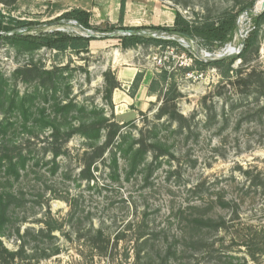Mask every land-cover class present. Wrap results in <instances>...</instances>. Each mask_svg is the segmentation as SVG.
Returning a JSON list of instances; mask_svg holds the SVG:
<instances>
[{
    "label": "rangeland",
    "instance_id": "rangeland-1",
    "mask_svg": "<svg viewBox=\"0 0 264 264\" xmlns=\"http://www.w3.org/2000/svg\"><path fill=\"white\" fill-rule=\"evenodd\" d=\"M121 1L0 0L5 22L15 18L37 24L31 35L61 31L73 36L93 33L96 37L88 53L48 47L27 51L11 43L0 49V74L8 80L7 90L15 94L17 101L35 92L38 85L26 75H17L18 70L36 65L60 77L57 91L45 89L46 100L43 95L37 96L30 108L29 125L38 118H44L47 124L35 126L34 132L24 133L19 110L11 115L6 113L7 107L0 105V121H9L18 128L7 139L24 148V153L30 152L32 158L27 173L14 186L2 185L5 181L0 174V193L13 192L20 200L15 203L17 213L11 230L2 237L8 253L0 257V264H133L134 255H128L133 242L125 238L117 244L114 239L129 225L132 224L133 230L128 234L138 232L139 226L145 225L148 234L172 238L188 232L187 222L193 214L191 206L215 217L230 218L231 211L218 206L223 196L237 200L239 218L229 224L232 226L229 231L220 230L212 237L217 250L214 257L205 253L201 260L220 264V254H225L233 257L231 264H264V113L261 111L264 23L255 45L233 66L235 70H243L244 78L253 70L261 75L263 85L259 88L246 89L238 83L236 73L227 78L217 66L201 70L194 64L196 60L212 61L205 55L206 51L221 52L222 48L225 51L229 45L232 47L228 51L235 48L234 54L219 60L242 56L243 41L250 36L247 37L254 27V17L264 12V0L127 1L124 19L127 28L173 27L177 11L197 23L215 22L227 13L238 14L232 40L226 47V44L212 45L213 50L198 40L184 48L177 42L168 47L147 44L123 48L119 36L124 33L110 29L112 25L120 26ZM253 1L254 6L246 11L245 7ZM74 10L90 13V23L97 30L85 29L74 24L73 19L63 17ZM146 31L156 34L154 38L174 41L165 32ZM114 33L116 36L109 37ZM184 68L191 70L184 72ZM164 71L174 73L177 82L174 91L162 84L159 75ZM189 73H204V77L188 79ZM138 75L140 80L136 82ZM154 79L159 82L156 91L151 90ZM46 85L52 87L49 80ZM166 100L175 102L178 113L189 121L192 133L173 134L176 123L171 129L163 128L161 135L168 140L169 153L152 170L130 178L121 170L120 178L115 179L111 176L108 152L105 160L96 164L95 181H77L87 148L85 139L79 135H74L67 144L62 139L64 154L52 161L48 138L53 129L48 124L55 118L62 119L53 112L56 103L73 101L86 107L85 115L75 112L68 116L75 126L85 122L91 111L97 109L119 124L121 132H130L139 139L155 125H169L168 116L157 120L159 108ZM42 109L45 117L39 116ZM150 155L152 162L154 156ZM54 168L56 173L52 174ZM200 183H205L204 189L195 191L194 187ZM46 225L55 228L51 238L40 234ZM98 230L103 231L109 242L110 258L97 255L99 246L92 237ZM237 234L251 236L255 244L253 256L247 247L241 246Z\"/></svg>",
    "mask_w": 264,
    "mask_h": 264
},
{
    "label": "trees",
    "instance_id": "trees-1",
    "mask_svg": "<svg viewBox=\"0 0 264 264\" xmlns=\"http://www.w3.org/2000/svg\"><path fill=\"white\" fill-rule=\"evenodd\" d=\"M13 2V0H9ZM127 1L122 0L120 5V18L117 27L112 25L110 27L112 32L121 31L124 34L119 36L121 45L123 48L128 49L142 45H155V46H173L176 45L174 41H164L152 37L148 31L149 29L157 30L159 32H165L172 36H179L188 40H198L203 46H207L212 49V45L219 44L225 45L232 40L235 29L237 28L238 14L227 13L221 16L215 22H193L186 19L179 11L176 12L175 22L173 27H152V28H127L124 26V19L127 9ZM254 6V1L249 3L245 9ZM64 18L73 19L77 21L80 26L92 31L97 30L90 23L91 14L82 10H74L70 13L64 14ZM5 16L0 10V49L3 45L11 43L18 47H22L27 51H36L44 47L55 49L57 51L72 50L76 53L89 52L90 44L96 40V37L85 36H73L61 31H54L51 33H39L36 36L29 34L34 29V22L27 20H17L15 18H8V22H5ZM254 28L250 32V36L245 41L244 54L242 56L228 57L215 61H194L195 65H198L201 70H206L208 66H217L222 70L224 77L230 78L232 73L238 75V83L246 87V89L259 88L263 85L259 74L255 70L246 74V78L243 76V70H235L233 67L238 59L244 57L249 50L255 45L258 37V33L261 25L264 23V12L254 17ZM146 31V32H145ZM130 32H133L130 34ZM211 44V45H210ZM191 68H184L183 71L187 72ZM17 75H26L28 79L38 83L35 92L29 95L23 96L20 100H16L15 94H10L7 90L8 80L0 74V105L6 108V113L14 114L16 110L20 111L22 116V124L24 133L34 132V128L43 127V119H36L34 124L29 125L28 119L30 117V108L37 96L43 95L46 100V90L57 91V85L59 83V76H54L52 72L44 71L36 65L26 69H20L16 72ZM48 77V79L46 78ZM160 80L163 85L169 86L170 91H174L177 88V82L175 75L172 72L164 71L160 75ZM50 81L52 87L46 85V81ZM140 80V75L136 78V82ZM159 82L154 79L151 85V90L156 91ZM44 91V92H41ZM169 91V92H170ZM55 96V94H54ZM6 104V106H4ZM264 113V106L261 109ZM54 114L61 116V121L55 118L50 125L53 129L51 137L48 138L49 149L53 156L54 162L62 155L63 147L61 140L67 144L74 135H79L85 139L87 148L82 156L83 168L78 175L77 181H87L91 183L96 180L94 173L98 172L96 167L99 160H105V155L110 152L109 167L112 171V177L115 179L120 178L121 170L127 178L134 176L135 174L145 173L152 170L155 163L161 161L162 157L168 156V140L166 136L161 135L163 128L171 129L173 123L177 124V129L173 131V134L182 135L185 133L191 134L192 127L189 125V121L180 115L177 111L175 102L166 100L162 102L157 114V120H162L167 117L169 125H155L147 134H141L139 139H135L130 132H121L120 125L112 122L106 118L103 112L94 109L91 111V117L87 120L81 121L78 124L69 121V115L71 113H78L80 116L85 115L87 109L85 106H78L73 101H69L65 104L56 103L54 106ZM44 110L39 111V116L45 117ZM167 126V127H166ZM15 124H11L9 121H0V174L5 181L2 185L14 186L15 183H19L23 176L27 173L29 164L31 162V153L17 144L12 143V139H7L10 133H15L18 128ZM153 161L150 162L151 155ZM123 163V168L121 167ZM38 165V162H36ZM56 169L52 170V174H55ZM0 177V181H1ZM205 183H200L194 187L195 191L200 192L204 189ZM200 190V191H199ZM19 202L18 195L13 192L4 191L0 193V257L4 256L8 251L3 246L2 237L6 236L7 232L11 230L13 219L17 213L15 203ZM205 205V204H204ZM218 206L223 211H231V216L227 215L215 217L206 211L200 210V207L191 206L190 210L193 211L191 218L187 222L188 232L184 234H178L172 238L164 236L160 238L161 234L146 233L145 225L139 226V231L132 232V224L115 236V241L118 244L120 241L127 239V242H133V246L128 249L129 256L134 255L133 264H207L201 260V255L208 253L210 258L214 257L215 242L211 241L212 237L220 230L229 231L236 219L239 218L238 202L235 199H226L225 196L220 197ZM77 217V213H76ZM137 227H135L136 229ZM55 230L53 225H46V230L41 229L40 234L48 238L52 237V233ZM20 234V230H15ZM127 232V233H126ZM258 233L256 234V236ZM237 239L240 240L241 246L247 247L249 253L254 255L253 247L255 244L250 235L242 236L237 234ZM93 243L99 246L97 249V255L99 257L108 256L109 242L106 240L102 230L95 232L92 237ZM200 255V257H199ZM220 264H231L233 257L225 254H220ZM14 257V255H11ZM219 264V263H218Z\"/></svg>",
    "mask_w": 264,
    "mask_h": 264
},
{
    "label": "built area",
    "instance_id": "built-area-1",
    "mask_svg": "<svg viewBox=\"0 0 264 264\" xmlns=\"http://www.w3.org/2000/svg\"><path fill=\"white\" fill-rule=\"evenodd\" d=\"M54 2H58V1H61V0H53ZM254 28V27H253ZM252 28V30H253ZM250 32L248 33L247 37L249 36ZM152 36L154 37H157L156 34H152ZM170 39H173L175 42H177L181 47H185L188 44H190L191 46L194 45V40H188L186 38H183V37H179V36H173V37H169ZM238 41L237 37H235L234 39V42ZM228 44L225 45V47L227 46ZM229 47H232L231 45H229ZM225 49L224 51V48L220 49L221 52H217V51H214V52H208L206 51L205 52V55L207 56L208 59L212 60V61H215V60H219L220 58L222 57H225L229 54H234V52H229L228 49ZM174 48V47H173ZM235 49V48H234ZM223 51V52H222ZM228 51V52H226ZM226 53V54H225ZM191 62L193 61V59L191 58L190 60ZM204 61V60H203ZM204 62H209L207 60H205ZM160 64L162 65L163 64V60H160ZM204 77V73H200V74H197V75H194L192 73H189L187 74V78L188 79H191V78H195V79H201Z\"/></svg>",
    "mask_w": 264,
    "mask_h": 264
},
{
    "label": "water",
    "instance_id": "water-1",
    "mask_svg": "<svg viewBox=\"0 0 264 264\" xmlns=\"http://www.w3.org/2000/svg\"><path fill=\"white\" fill-rule=\"evenodd\" d=\"M74 24H78L76 21L73 22ZM133 33V32H130V34ZM125 35V34H124ZM113 37V36H116V34H111L109 35V37ZM85 37H95V35L93 33H90L88 36H85ZM243 45H245V41H243Z\"/></svg>",
    "mask_w": 264,
    "mask_h": 264
},
{
    "label": "bare ground",
    "instance_id": "bare-ground-1",
    "mask_svg": "<svg viewBox=\"0 0 264 264\" xmlns=\"http://www.w3.org/2000/svg\"><path fill=\"white\" fill-rule=\"evenodd\" d=\"M230 51H231V52H234V48H231Z\"/></svg>",
    "mask_w": 264,
    "mask_h": 264
}]
</instances>
